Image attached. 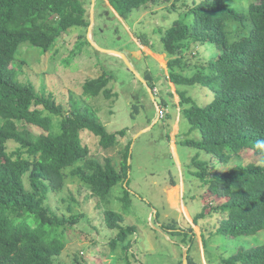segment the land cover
Segmentation results:
<instances>
[{
    "label": "trees",
    "instance_id": "trees-1",
    "mask_svg": "<svg viewBox=\"0 0 264 264\" xmlns=\"http://www.w3.org/2000/svg\"><path fill=\"white\" fill-rule=\"evenodd\" d=\"M229 1L193 2L186 11L190 23L175 21L162 42L171 56L181 52L186 42L199 48L211 45L217 52L216 57L197 64L192 76L185 74L192 64L183 65L182 59L170 61L173 83L212 95L211 102L202 107L186 92L180 93L186 119L192 129L202 133L200 141L185 145L223 164L241 158L246 151L253 152L256 162L264 161V0H252L246 14ZM108 2L120 17L128 19L156 0ZM229 24L242 29L232 32ZM90 25L83 0H0V264H55V258L62 255L65 235L76 219L59 217L45 202L49 193L64 189L67 170L72 169V176L101 200L128 181L131 143L126 146L121 170L111 158L104 162L91 158L90 148L83 143V135L90 133L99 139L101 148L109 150L125 131L110 134L96 112L80 103L73 104L71 114L63 115L64 107L57 105L54 94L41 95L33 84L17 80L23 48L46 54L72 29ZM85 45H89L86 36H81L68 64H75ZM181 66V72L176 71ZM109 82L102 77L84 88L89 96L104 91L109 97ZM50 115L62 116L59 133L53 132ZM33 128L43 132L37 135ZM11 144L15 149L9 148ZM196 164L201 170L197 177L208 190L207 204L195 224L220 215L218 233L225 238L264 232V165L242 163L213 175L208 163ZM105 220L109 229L119 231L111 242L113 251L135 233L133 227L122 226L124 217L113 210L106 211ZM189 264L194 263L189 259ZM223 264H264V244L242 247Z\"/></svg>",
    "mask_w": 264,
    "mask_h": 264
},
{
    "label": "rangeland",
    "instance_id": "rangeland-1",
    "mask_svg": "<svg viewBox=\"0 0 264 264\" xmlns=\"http://www.w3.org/2000/svg\"><path fill=\"white\" fill-rule=\"evenodd\" d=\"M202 1L156 0L124 19L108 0H96L92 42L100 49L123 53L146 84L121 57L98 51L88 40L89 28L72 29L46 54L33 48L22 49L17 63L18 82L33 84L41 95L54 94L57 105L64 107L63 115L71 114L73 104L80 103L96 112L110 134L125 131V136L119 135L117 145L109 150L101 148L94 135L84 134L83 143L90 148L91 158L101 162L111 158L121 170L126 146L131 143L128 181L117 185L106 200L93 196L88 185L72 176V169L66 171L64 189L46 196L45 204L55 214L76 219L68 228L66 248L55 258V264H184L186 252L188 264L189 259L194 264H223L242 247L264 244V232L238 239L219 235L220 215L195 224L207 204L204 197L208 190L197 177L201 171L197 162L208 163L213 175L242 163L264 165L263 160L256 162L252 151H243L241 158L234 157L223 164L212 155L185 145L187 141H200L202 133L192 129L186 119L180 93L186 92L202 107L211 102L212 95L201 88L173 83L170 61L182 59L183 65L192 64L185 72L192 76L197 64L216 57L217 52L211 45L199 48L186 42L181 52L171 56L165 51L162 38L175 21L190 23L186 11L193 2ZM83 2L91 22L93 0ZM229 3L246 14L252 0ZM174 4L178 10L172 11ZM228 29L236 32L242 27L229 24ZM81 36H86L89 45L70 65L67 62L71 51ZM181 68L176 71L181 72ZM102 77L110 81L107 89L111 96L104 95V91L97 97L89 96L85 85ZM50 118L53 132L59 133L62 116ZM33 131L37 135L43 132L38 128ZM15 146L11 144L9 148L13 150ZM108 210L121 214L122 226L135 230L114 251L111 242L119 231L108 228ZM176 230L184 233L176 234Z\"/></svg>",
    "mask_w": 264,
    "mask_h": 264
},
{
    "label": "water",
    "instance_id": "water-1",
    "mask_svg": "<svg viewBox=\"0 0 264 264\" xmlns=\"http://www.w3.org/2000/svg\"><path fill=\"white\" fill-rule=\"evenodd\" d=\"M95 5H96V0H93V5H92V12H91V25L89 27V34H88V40L92 43L93 46H95L98 51L105 53V54H109V55H116L122 58V60H124V62L127 64L128 68L135 73V75L144 83L146 84L145 80L135 71L133 65L129 62V60L127 59V57L120 52H116V51H107V50H103L98 48L93 42H92V38H91V30L93 28L94 25V10H95ZM188 254L187 252L184 254V264H188V258H187Z\"/></svg>",
    "mask_w": 264,
    "mask_h": 264
},
{
    "label": "built area",
    "instance_id": "built-area-1",
    "mask_svg": "<svg viewBox=\"0 0 264 264\" xmlns=\"http://www.w3.org/2000/svg\"><path fill=\"white\" fill-rule=\"evenodd\" d=\"M160 111H161V110H160ZM160 111H159V112H160ZM160 113L162 114V111H161Z\"/></svg>",
    "mask_w": 264,
    "mask_h": 264
}]
</instances>
